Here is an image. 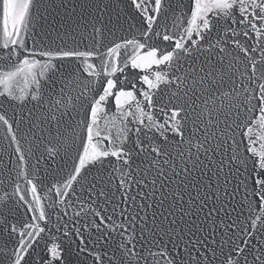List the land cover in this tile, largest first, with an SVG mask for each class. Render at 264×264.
Here are the masks:
<instances>
[{
  "label": "snow or ice",
  "instance_id": "obj_1",
  "mask_svg": "<svg viewBox=\"0 0 264 264\" xmlns=\"http://www.w3.org/2000/svg\"><path fill=\"white\" fill-rule=\"evenodd\" d=\"M0 128V264H264V0H0Z\"/></svg>",
  "mask_w": 264,
  "mask_h": 264
},
{
  "label": "water",
  "instance_id": "obj_2",
  "mask_svg": "<svg viewBox=\"0 0 264 264\" xmlns=\"http://www.w3.org/2000/svg\"><path fill=\"white\" fill-rule=\"evenodd\" d=\"M56 3H59V0H56ZM41 11H43V10H41ZM49 11H51V9H49ZM58 11H62V10H59L58 9ZM43 24V21H40L39 23H37V25H36V29H35V31L37 32V33H40L41 32V25ZM45 27H46V25H45ZM2 136H3V129L2 128H0V148H2V147H5L6 146V144H5V141L2 139Z\"/></svg>",
  "mask_w": 264,
  "mask_h": 264
}]
</instances>
